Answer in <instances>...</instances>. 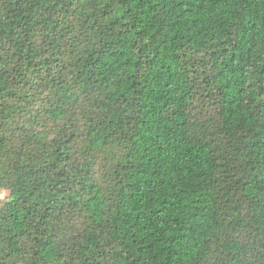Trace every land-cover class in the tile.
I'll return each instance as SVG.
<instances>
[{"label": "trees", "instance_id": "16d2710c", "mask_svg": "<svg viewBox=\"0 0 264 264\" xmlns=\"http://www.w3.org/2000/svg\"><path fill=\"white\" fill-rule=\"evenodd\" d=\"M0 264H264V0H0Z\"/></svg>", "mask_w": 264, "mask_h": 264}, {"label": "rangeland", "instance_id": "374dc122", "mask_svg": "<svg viewBox=\"0 0 264 264\" xmlns=\"http://www.w3.org/2000/svg\"><path fill=\"white\" fill-rule=\"evenodd\" d=\"M8 192L5 190H0V204L2 200L7 196Z\"/></svg>", "mask_w": 264, "mask_h": 264}]
</instances>
